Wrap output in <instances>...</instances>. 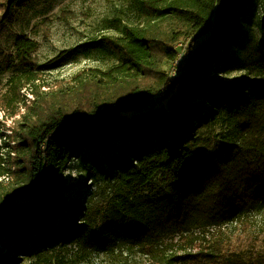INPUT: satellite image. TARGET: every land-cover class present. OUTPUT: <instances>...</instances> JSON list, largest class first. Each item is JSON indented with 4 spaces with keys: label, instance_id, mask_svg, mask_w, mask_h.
<instances>
[{
    "label": "trees",
    "instance_id": "obj_1",
    "mask_svg": "<svg viewBox=\"0 0 264 264\" xmlns=\"http://www.w3.org/2000/svg\"><path fill=\"white\" fill-rule=\"evenodd\" d=\"M39 2L6 0L1 25ZM250 7L143 0L142 23L96 43L108 68L41 96L38 41L0 52V76L14 72L4 102L26 110L0 134V243L14 249L0 264H264V50L228 78ZM74 159L106 184L93 198L67 195Z\"/></svg>",
    "mask_w": 264,
    "mask_h": 264
},
{
    "label": "rangeland",
    "instance_id": "obj_2",
    "mask_svg": "<svg viewBox=\"0 0 264 264\" xmlns=\"http://www.w3.org/2000/svg\"><path fill=\"white\" fill-rule=\"evenodd\" d=\"M143 0H50L49 3H36L27 10L15 14L10 21L0 23V52L11 48L18 34L26 33L38 41L35 57L45 67L41 70L39 84L42 85L41 95L49 94L60 87H73L77 84L76 76L82 70L90 68H108L113 60L110 53L98 49L96 43L107 35H118L124 25L142 23L144 14L141 9ZM6 0H0V22L5 15ZM247 19L242 22L243 36L236 49L237 65L228 78L240 76L246 69H241L261 56L264 50V0H250ZM203 35L200 39L205 37ZM199 39V40H200ZM187 45V44H186ZM186 45L177 46L180 51L174 62L168 63L166 71L172 77L182 72L185 63ZM14 72L8 71L0 76V134L11 132L16 118L11 111L20 109L25 112L22 103L15 107L5 104L8 96L7 82ZM29 104L37 101L38 96L30 87L22 90ZM19 111V112H20ZM130 112H128L129 114ZM4 137L0 135V142ZM70 186L67 195L75 199L83 195L85 186L91 198L104 190L105 183L94 179L82 166L79 159H74L65 174ZM0 255L11 257L14 249L4 241L0 243ZM16 264H35L36 258L16 255ZM53 263L56 262L53 257ZM139 260H144L139 258ZM49 260V259H48ZM109 260L98 257L91 258L93 264H109ZM42 264H48L43 261Z\"/></svg>",
    "mask_w": 264,
    "mask_h": 264
},
{
    "label": "built area",
    "instance_id": "obj_3",
    "mask_svg": "<svg viewBox=\"0 0 264 264\" xmlns=\"http://www.w3.org/2000/svg\"><path fill=\"white\" fill-rule=\"evenodd\" d=\"M180 45H182V44H180Z\"/></svg>",
    "mask_w": 264,
    "mask_h": 264
}]
</instances>
